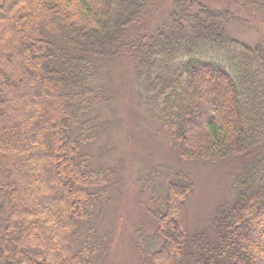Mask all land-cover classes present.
<instances>
[{"label": "trees", "instance_id": "16d2710c", "mask_svg": "<svg viewBox=\"0 0 264 264\" xmlns=\"http://www.w3.org/2000/svg\"><path fill=\"white\" fill-rule=\"evenodd\" d=\"M219 1L264 12V0ZM190 4L176 1L152 28L150 0H0V264L104 256L95 225L80 228L103 207L115 172L90 168L85 148L97 128L117 124L93 126L89 113L114 101L99 66L121 55L176 158L241 165L231 200L191 237V184L156 187L161 168L149 169L142 187L158 206L146 209L153 236L137 235L140 264H264V50L227 37L225 11ZM155 238L159 247L146 251Z\"/></svg>", "mask_w": 264, "mask_h": 264}, {"label": "rangeland", "instance_id": "374dc122", "mask_svg": "<svg viewBox=\"0 0 264 264\" xmlns=\"http://www.w3.org/2000/svg\"><path fill=\"white\" fill-rule=\"evenodd\" d=\"M176 1L150 0L147 20L152 28L164 23ZM190 3H193L190 4L192 12L199 4L212 11H225L231 18L222 26L227 37L249 47L258 45L264 50L263 11L219 0H190ZM225 48L231 53L237 52L234 47L226 45ZM99 69L107 82L105 86L115 98L108 108H93L89 117L93 119V126L107 124L109 120H116L117 124L112 129L97 128L95 141L85 151L92 156L90 168L108 169L115 172V176L109 185L110 194L102 201L103 207L95 210L88 223L80 225V233L95 225L98 236H104L106 252L95 261L96 264H140L137 235L140 233L142 239L153 236V221L146 209L154 210L158 206L150 201L151 185L166 187L171 181L191 184L192 193L185 203L186 230L191 237L208 230L217 207L231 200V187L241 165L237 159L207 165L176 158L169 149L171 143L167 133L163 136L160 127L143 113L137 100L142 90L128 60L121 55L118 61L101 63ZM110 109L112 113H109ZM152 168H161L158 178L151 180L149 189L142 187V182L151 176L148 171ZM160 241V238L153 239V245L146 251L156 250ZM141 246V252L146 256L145 246Z\"/></svg>", "mask_w": 264, "mask_h": 264}]
</instances>
